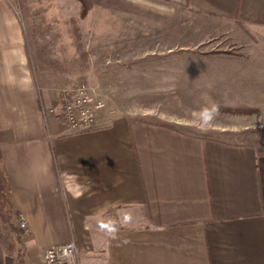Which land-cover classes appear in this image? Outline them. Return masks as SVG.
<instances>
[{"label":"crops","instance_id":"0c3cea01","mask_svg":"<svg viewBox=\"0 0 264 264\" xmlns=\"http://www.w3.org/2000/svg\"><path fill=\"white\" fill-rule=\"evenodd\" d=\"M145 1L264 28V0ZM20 5L0 0V198L27 233L0 219V264H39L72 239L80 264H264V155L102 112L94 130L68 133L34 82Z\"/></svg>","mask_w":264,"mask_h":264},{"label":"rangeland","instance_id":"374dc122","mask_svg":"<svg viewBox=\"0 0 264 264\" xmlns=\"http://www.w3.org/2000/svg\"><path fill=\"white\" fill-rule=\"evenodd\" d=\"M20 3L34 82L59 110L58 92L86 83L104 100L106 118L128 116L264 152V28L190 19L145 0ZM131 23L135 30L125 32ZM37 56L53 64L39 69ZM239 106L247 111H232Z\"/></svg>","mask_w":264,"mask_h":264},{"label":"built area","instance_id":"2783aa9c","mask_svg":"<svg viewBox=\"0 0 264 264\" xmlns=\"http://www.w3.org/2000/svg\"><path fill=\"white\" fill-rule=\"evenodd\" d=\"M60 105L61 120L70 134H82L95 129L98 116L105 109L104 100L95 88L86 83H79L60 90L57 94ZM22 234L27 233L24 220L18 219ZM39 264H80L75 241L52 247L44 251Z\"/></svg>","mask_w":264,"mask_h":264},{"label":"trees","instance_id":"16d2710c","mask_svg":"<svg viewBox=\"0 0 264 264\" xmlns=\"http://www.w3.org/2000/svg\"><path fill=\"white\" fill-rule=\"evenodd\" d=\"M80 1L81 2H84L85 0H80ZM195 59L196 60H200L199 57H197ZM37 61H38V64H39V69H43V67L46 64L47 65H52L53 64L50 61L48 62L44 57L41 58L39 56H37ZM30 68H31V64H30ZM31 72H32V68H31ZM235 110L240 111V112L241 111L242 112H246L247 111V108H242L240 106L239 107L232 108V111L233 112H235ZM253 148H255L259 154L264 155L263 150H260L255 145H254ZM4 210H6V214H3L2 213ZM0 219H1L2 223L7 228H9V230H11L17 236V239L20 240V238H21V232H20L19 227H18V219H19V216L17 214H14L13 212L10 211L8 199L5 196L4 197L2 196V198H0Z\"/></svg>","mask_w":264,"mask_h":264}]
</instances>
